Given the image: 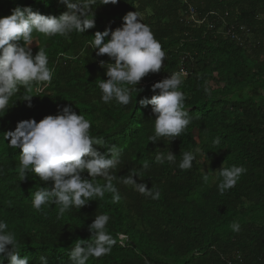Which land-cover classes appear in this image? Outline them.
Wrapping results in <instances>:
<instances>
[{
    "label": "trees",
    "instance_id": "16d2710c",
    "mask_svg": "<svg viewBox=\"0 0 264 264\" xmlns=\"http://www.w3.org/2000/svg\"><path fill=\"white\" fill-rule=\"evenodd\" d=\"M18 5L44 15L68 11L58 0H0V17L11 15ZM190 7L208 24L183 22ZM135 11L161 43L166 61L159 73L142 78L137 87L143 91L133 92L128 106L105 104L98 85L108 77L100 61H113L106 54L97 56L91 44L97 31L122 27L123 17ZM95 23L70 38L34 33L53 69L52 81L34 85L31 93L21 87L10 101L13 107L0 117V219L20 241L21 256H28L29 264H39L41 255L49 264H67L75 240H90L88 226L96 214H107L108 230L117 243L109 255L90 258L88 264H264V0H119L116 5L98 4ZM220 23L237 32L244 28L238 33L240 41L218 34ZM213 24L216 28L210 30L207 26ZM36 42L30 45L33 55L39 51ZM181 66L188 72L181 90L192 122L180 137L153 144L148 138L154 134L155 116L151 106L139 100L151 98L152 85ZM25 95H36L31 107ZM69 105L91 122L92 135L123 147L118 179L113 181L121 200L113 203L106 193L102 200L58 219L56 205L45 206L44 212L32 207V196L44 182L32 172L20 180L22 150L11 149L4 132L23 120L39 122L56 115ZM217 137L219 145L213 143ZM196 149L200 151L193 167L179 169L182 152ZM168 151L177 155L176 163H157L156 154ZM223 165L247 171L234 188L220 194L213 172ZM130 170L141 174L143 179L135 177L138 183L159 190L160 198H146L120 183L119 177ZM205 173L208 183L203 181ZM234 221L241 226L238 233L231 229ZM120 235L128 238L125 246ZM0 264L9 262L5 258Z\"/></svg>",
    "mask_w": 264,
    "mask_h": 264
},
{
    "label": "clouds",
    "instance_id": "9594fccd",
    "mask_svg": "<svg viewBox=\"0 0 264 264\" xmlns=\"http://www.w3.org/2000/svg\"><path fill=\"white\" fill-rule=\"evenodd\" d=\"M58 3L68 9L59 16L44 15L32 7L18 5L12 9L11 15L0 17V117L13 107L15 103L10 106V101L21 87L31 93L34 85H46L52 81L53 69L49 66L45 49L33 39L34 33L64 38H70L72 33L82 34L96 27L95 7L98 4L116 5L119 0H58ZM123 21L122 27L114 31L111 28L97 31L91 47L97 50V56L106 54L113 61H100L108 77L100 79L98 85L101 100L105 104L115 101L117 105L128 106L132 103V93L143 91L137 87L142 78L161 71L166 52L150 26L143 22L140 12H128ZM33 41L39 46L35 55L30 47ZM185 75L183 69L171 73L170 77L152 85L154 94L151 98L139 100L144 107L150 105L155 116L154 134L148 138L153 144L180 137L192 122L189 110L185 109L186 96L181 90ZM39 90L40 87L35 89L36 92ZM33 96L36 95L24 96L29 107ZM91 128V122L69 105L59 109L56 115H48L39 122L23 120L17 123L15 130L4 132V140L10 141L8 146L22 150L19 155L20 180L24 181L26 174L32 172L44 182L45 186L32 196V207L37 212H44L45 206L56 205L57 218L60 219L73 208L80 210L92 200H102L106 193L111 194L113 203L120 202L121 195L113 181L118 179L116 173L124 149L109 144L102 136L92 135ZM213 143L219 145L221 141L217 137ZM96 146L106 151L102 153ZM199 151L182 152L179 169L190 170ZM176 158L171 151L167 154L158 152L155 156L160 164L165 161L175 164ZM148 167V163L143 165L144 169ZM246 171L244 166L226 168L223 165L222 170L213 172L217 174L220 194L234 188ZM137 176L143 179L139 172L130 170L127 176L119 177V182L146 198L159 199L161 192L154 186L149 189L146 183H138ZM209 179V174L205 173L203 181L208 183ZM109 220L107 214H96L88 226L91 239L75 240L67 264H88L90 258H101L112 252L117 239L108 230ZM231 229L238 233L241 229L239 222L234 221ZM19 245L16 234L0 219V261L4 262L6 258L9 264H29V257L21 256ZM39 264H49L48 258L41 255Z\"/></svg>",
    "mask_w": 264,
    "mask_h": 264
},
{
    "label": "built area",
    "instance_id": "2783aa9c",
    "mask_svg": "<svg viewBox=\"0 0 264 264\" xmlns=\"http://www.w3.org/2000/svg\"><path fill=\"white\" fill-rule=\"evenodd\" d=\"M182 20L183 22H185L186 24H193V25H196V26H202V25H205V24H208L206 21L207 19H199L197 17V14L195 12V10L190 7L183 15H182ZM221 24V28L217 31L218 34L222 35L223 37L225 38H229L231 40H235V41H240L239 40V35L238 33L241 31V32H245V29L244 28H241L239 30V32H237V29L232 26H228V25H225L223 23H220ZM210 30H214L216 27L215 25H209L207 26ZM181 69H183L186 73L185 77L184 78H187L188 76V72L187 70L185 69V67L181 66L179 68L178 71H180ZM177 71V72H178ZM119 240H120V244L122 246H125L127 243H128V238L124 235H120L119 236Z\"/></svg>",
    "mask_w": 264,
    "mask_h": 264
}]
</instances>
